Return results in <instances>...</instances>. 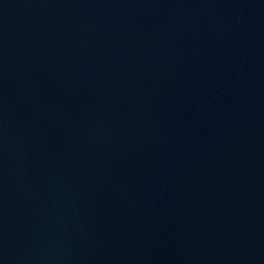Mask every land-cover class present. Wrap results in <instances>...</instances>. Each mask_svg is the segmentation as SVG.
Masks as SVG:
<instances>
[{
	"label": "water",
	"instance_id": "95a60500",
	"mask_svg": "<svg viewBox=\"0 0 264 264\" xmlns=\"http://www.w3.org/2000/svg\"><path fill=\"white\" fill-rule=\"evenodd\" d=\"M0 264H264V0H0Z\"/></svg>",
	"mask_w": 264,
	"mask_h": 264
}]
</instances>
